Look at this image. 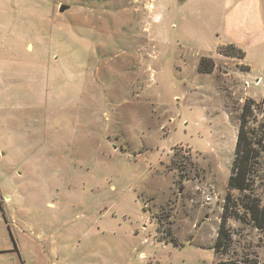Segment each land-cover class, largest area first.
Listing matches in <instances>:
<instances>
[{"label": "rangeland", "instance_id": "1", "mask_svg": "<svg viewBox=\"0 0 264 264\" xmlns=\"http://www.w3.org/2000/svg\"><path fill=\"white\" fill-rule=\"evenodd\" d=\"M247 99L264 0H0V264H264L238 218L215 251Z\"/></svg>", "mask_w": 264, "mask_h": 264}, {"label": "trees", "instance_id": "2", "mask_svg": "<svg viewBox=\"0 0 264 264\" xmlns=\"http://www.w3.org/2000/svg\"><path fill=\"white\" fill-rule=\"evenodd\" d=\"M221 54L236 58H243L244 51L233 44H227L221 49ZM211 68L200 72H209ZM264 154V109L253 99H247L240 110L237 119V133L234 147V158L227 187L240 192L235 201L230 193L225 196L222 206L219 227L215 242V251L225 252L231 241L230 231L226 226L227 219L233 217L240 221L252 222L258 229L264 228V207H260L255 197H252V185L257 167L260 166ZM244 211L242 215L241 210ZM213 264H257L255 260L244 258L240 260L218 261Z\"/></svg>", "mask_w": 264, "mask_h": 264}, {"label": "crops", "instance_id": "3", "mask_svg": "<svg viewBox=\"0 0 264 264\" xmlns=\"http://www.w3.org/2000/svg\"><path fill=\"white\" fill-rule=\"evenodd\" d=\"M256 22H253V24H255ZM258 23V22H257ZM258 26L260 27V24H258ZM231 42V41H230ZM231 43H234L235 45H237L238 46V43H236V42H231ZM239 47V46H238ZM240 48V47H239ZM240 49H242V48H240ZM243 50V49H242ZM245 56H246V53H245ZM245 58V57H244ZM245 60V59H244ZM250 71V66H249V69H248V72Z\"/></svg>", "mask_w": 264, "mask_h": 264}, {"label": "water", "instance_id": "4", "mask_svg": "<svg viewBox=\"0 0 264 264\" xmlns=\"http://www.w3.org/2000/svg\"><path fill=\"white\" fill-rule=\"evenodd\" d=\"M67 7L66 6H64V5H61L60 7H59V11H63V10H65Z\"/></svg>", "mask_w": 264, "mask_h": 264}]
</instances>
